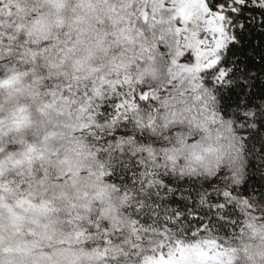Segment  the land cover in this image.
Returning a JSON list of instances; mask_svg holds the SVG:
<instances>
[{"label":"snow or ice","instance_id":"obj_1","mask_svg":"<svg viewBox=\"0 0 264 264\" xmlns=\"http://www.w3.org/2000/svg\"><path fill=\"white\" fill-rule=\"evenodd\" d=\"M0 264H264V0H0Z\"/></svg>","mask_w":264,"mask_h":264}]
</instances>
